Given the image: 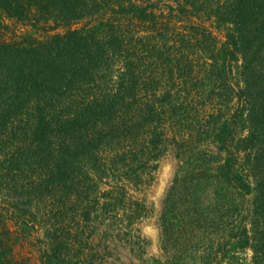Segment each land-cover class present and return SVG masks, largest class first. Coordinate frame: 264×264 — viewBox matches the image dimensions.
I'll list each match as a JSON object with an SVG mask.
<instances>
[{
	"label": "trees",
	"instance_id": "16d2710c",
	"mask_svg": "<svg viewBox=\"0 0 264 264\" xmlns=\"http://www.w3.org/2000/svg\"><path fill=\"white\" fill-rule=\"evenodd\" d=\"M170 151L157 264H264V0H0V264H105Z\"/></svg>",
	"mask_w": 264,
	"mask_h": 264
},
{
	"label": "rangeland",
	"instance_id": "374dc122",
	"mask_svg": "<svg viewBox=\"0 0 264 264\" xmlns=\"http://www.w3.org/2000/svg\"><path fill=\"white\" fill-rule=\"evenodd\" d=\"M214 31L223 37L222 30L214 27L211 21L207 22ZM18 27V33L21 34ZM12 30L8 36H13ZM179 164V159L174 152L165 154L159 161L158 168L153 172L150 183L140 186L136 190H131L138 199L145 205L146 210L143 215L134 223L133 235H121L119 238H112L101 246L106 253L105 264H157V258L161 256L160 249V216L163 209L165 196L170 189L173 178ZM140 235V240L134 235ZM34 238V237H32ZM240 257L246 264L253 263V250L247 248L239 251Z\"/></svg>",
	"mask_w": 264,
	"mask_h": 264
}]
</instances>
